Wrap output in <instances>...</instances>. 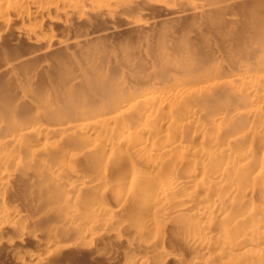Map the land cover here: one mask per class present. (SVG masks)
Returning a JSON list of instances; mask_svg holds the SVG:
<instances>
[{
  "label": "bare ground",
  "instance_id": "obj_1",
  "mask_svg": "<svg viewBox=\"0 0 264 264\" xmlns=\"http://www.w3.org/2000/svg\"><path fill=\"white\" fill-rule=\"evenodd\" d=\"M0 87L3 247L50 251L25 264L132 231L121 264H264V0H0Z\"/></svg>",
  "mask_w": 264,
  "mask_h": 264
},
{
  "label": "rangeland",
  "instance_id": "obj_2",
  "mask_svg": "<svg viewBox=\"0 0 264 264\" xmlns=\"http://www.w3.org/2000/svg\"><path fill=\"white\" fill-rule=\"evenodd\" d=\"M155 9H156V7L153 8V9L151 8V11H152V12L149 11L150 9H148L147 11H149V12H148L149 14H148L146 11H145V12L143 11V12L146 14L147 19H150V17H151V18H154L155 16L157 17V16L162 15V14H160V13H162V12H160V13L158 12V9H159V8H157V11H156V12H153ZM159 11H161V10H159ZM150 12H151V14L153 13V14H155V15H151ZM129 13H130L131 15H133V16L136 17V16H137L136 13H138V12L136 11V12H129ZM130 14H128V13L125 14V15H124V17L126 16L125 19L128 18V17L130 18ZM159 14H160V15H159ZM127 15H129V16H127ZM148 16H149V17H148ZM152 16H153V17H152ZM124 17H123V18H124ZM131 17H132V16H131ZM137 17H138V16H137ZM129 18H128V19H129ZM119 21H120V20H119ZM186 21H188V20H186ZM117 22H118V20H116V23H115L116 25L119 24V23H117ZM86 23H87V24H86ZM74 24H75V25H74ZM115 24H114V23H111V24L109 23L110 26H111V25L113 26V25H115ZM88 25L90 26V22L88 23V20H85V21H84V20H81V21H79V22H74V23L72 24V26H73V28H72V32H71V34L73 33L72 36H73V35H74V36L76 35L75 37H79V38H80L81 36H83V34H85V31L88 30L87 28H89ZM107 25H108V22H107ZM52 28H53V27H52ZM55 28H56V29H55ZM85 28H86V29H85ZM59 29H60V30H59ZM84 29H85V30H84ZM52 30H55V32L57 33V35H56V33H55L54 31H53V34H55V36H57V37H59L60 34H61V35H64V31H61V28H60V27L58 28L57 26H54V28H53ZM60 31H61V32H60ZM183 34H184V33H183ZM183 34H181V33L179 34V33H178L179 36L177 35V37H183V36H184ZM130 35H131V34L126 35V36H127L126 39H128V36H129V38L132 36L131 39L134 40L135 37H134L133 35H131V36H130ZM180 35H181V36H180ZM74 36H73V37H74ZM185 36H186V35H185ZM9 38H10L11 43H10L9 39H7L8 42H9L11 45H13V46L15 45L14 48H15V47H19V51H18V48H17V51L20 52V53H25L26 51H27L26 53H28V52L31 53V52H33L34 50H35V51L37 50V47L34 48V46H32V45L30 46V44H26L25 41H20V40L18 39V42H17V39H15V37H14V38H13V37H9ZM11 39H14V40H11ZM5 40H6V39H5ZM15 40H16V41H15ZM13 41H14V42H13ZM19 41H20V42H19ZM6 42H7V41H6ZM8 42H7V43H8ZM12 42H13V44H12ZM14 43H16V44H14ZM18 45H19V46H18ZM28 45H29V46H28ZM23 47H24V48H23ZM26 47H27V48H26ZM25 48H26V49H25ZM15 49H16V48H15ZM20 49H22V50L25 49L26 51L23 50V52H22V50H20ZM29 50H30V51H29ZM49 60H52V58H51V59L44 60V61H42V62L40 61V62L42 63L41 65L43 66V64H44L43 62H45V61L47 62V61H49ZM55 61H56V59L51 61V63H54V65H55V66H54V65L51 66L52 68H53V67H56V65H57V64H55ZM40 62H39V63H40ZM48 63H50V62H47L46 64H48ZM51 63H50V65H52ZM44 66H45V65H44ZM48 66H49V64H48ZM0 88H1V87H0ZM15 98H16V97H15ZM17 98H18V97H17ZM22 111H23V110H21L20 112H21V113H24V112H22ZM52 225H53L54 227L57 226V225H55V223H52L50 226H52ZM53 226H52V227H53ZM37 231H39L40 233H39V232L37 233V232L35 231L36 233H34V234H39L40 237H41V239L44 240V239L46 238L45 240L48 239V241H53V240H54V237L52 238V236H53L52 234H51V237L49 236V235H50V232H49V235H48V229L45 228V229L43 230V228H42L41 230L38 229ZM43 233L46 234V235H44ZM132 233H133V234H132ZM42 234H43V235H42ZM135 234H136V235L133 237V235H134V231H132V232H130V234L128 233V234L124 235V236L122 237V240H121L120 243L124 242L123 244H125V241L128 242L129 239H131V238H135V237H137V239H138V236H137L136 231H135ZM2 235H3V234H2ZM2 235H0V239L2 240V241L0 240V241H1V242H0V264H25V263H24V261L26 260V259H24L25 257H27V258L30 257V256H32V257H36V256H38V255L44 254L45 252H48L47 250H45V252H43L44 250H43L42 245H41L40 243H37V244H36V243H34V242H32V241L29 242V239H27V238H23V239H20V242H23V244H21V245L19 244V245H20V247L23 246V247H21V248H22L23 250H25L26 252H24V251L20 248V251H22L23 253L20 252V253H18L19 255H16L17 253L12 252V251L9 252V250L7 251V250L4 248L5 246L3 247V244H4V245L7 244L5 241H8V240H10V239H9L8 235H3L4 238H1ZM55 235H56L57 238H58V236H59V238H60V236H61L62 234L60 235V234H57V233H56ZM128 235H129L131 238H130ZM5 236H7L8 239H7V237H5ZM48 236H49V238H52L53 240H52V239L49 240ZM64 236H65V234H64ZM127 236L129 237V239H128V240H125V239L128 238ZM61 237L63 238V236H61ZM66 237H67V236H66ZM126 237H127V238H126ZM59 238H58V239H59ZM62 238H61V239H62ZM64 238H65V237H64ZM64 238L62 239V241L64 240ZM123 238H124V240H123ZM26 239H27L28 241H27ZM65 239H66V238H65ZM70 239H71V238L67 237V239H66L67 242H66V240H64L63 243H62V245L64 244L63 247H67V246H68V247H69V246H70V247H73V248H71V251H72V252H71V253H69L70 251L68 252V250H70V249H69L70 247H69L67 250H66V248H65V250L62 251V252L59 251L57 255H54V252H55V251H54V252H53V256H52V254H51V256H52V259H51V260H53V258L55 257L54 260L56 259V262H53V261H54V260H53L52 262H48L47 264H55V263H56V264H57V263H58V264H121V262H123V261H122V260H123L122 258L125 257V255H126V256H131V255L133 254L132 256H136V255L139 256V254L137 253L138 251H136L135 249H134L135 251H132L133 248H134V247H133V246H134V245H133V243H134V239H132L133 241L130 240V243H131V241H132V243L129 244V247H127V248H126V246H128V243H127L126 245H124L125 247H123V244L121 245V244H119V243H118L119 245L117 244V247H116V246L114 247V250H115V253H116V257H115L113 260H111L112 263H111L110 261H109V262H106V259L104 260V257H103L104 250H102V253H103V254H102L100 250L103 249V248H102L101 246H100L99 248L96 246L97 249H96L95 251L93 250L94 252H93L92 250H91V251H88L87 249H84V248H83V249H84V250H83V249H80L81 244L79 243V241H78L77 239H75V238H72V239H71V241H72V242H75L76 244H77V242H78L77 246L75 245V243L70 244ZM135 239H136V238H135ZM11 240H13V239H11ZM22 240H23V241H22ZM56 240H57V239L55 238V240H54L52 243H55ZM59 241H60V242L57 241L58 244L60 243L58 247H60V245H61V240H59ZM4 242H5L6 244H5ZM12 242H14V241H12ZM28 242H29V243H28ZM136 242H137V241H136ZM136 242H135V243H136ZM18 243H19V242H18ZM68 243H69L70 245H69ZM73 244H74L75 246H73ZM79 244H80V245H79ZM168 244H170V241L168 242ZM168 244H167V245H168ZM39 245H41V246H39ZM62 245H61V246H62ZM71 245H72V246H71ZM78 245H79V247H78ZM130 245H133V246H130ZM55 246H56V244H55ZM120 246H121V247H120ZM75 247L77 248V251H76V249H74ZM130 247H131V249H132L131 251H132L133 253H130V252H131L130 249L128 250V248H130ZM132 247H133V248H132ZM81 248H82V247H81ZM100 248H101V249H100ZM115 248H116V249H115ZM118 248H121V250L118 251V250H117ZM122 248H123V249H122ZM124 248H126V250H125ZM2 249H3V250H2ZM73 249H74V250H73ZM78 249H79V250H78ZM94 249H95V248H94ZM4 250H5V251H4ZM34 250H35V251H34ZM97 250H98V251H97ZM6 251H7L8 253H6ZM51 251H52V250H51ZM96 251H97L98 253H97ZM125 251H126V252H125ZM129 251H130V252H129ZM91 252H92V253H91ZM95 252H96V253H95ZM48 253L50 254V251H49ZM48 253H45V254H48ZM60 253H61V254H60ZM62 253H63V255H64V253H65L64 256H65L66 258L62 256ZM67 253H68V256H67ZM94 253H95V254H94ZM128 253H129V255H127ZM134 253H137V254H134ZM130 254H131V255H130ZM6 255H7V256H6ZM26 255H27V256H26ZM101 255H102L103 258L101 257ZM118 255H119L121 258H120V257L118 258ZM121 255H123V256H121ZM12 256H13L14 258H13ZM138 256H137V257H138ZM152 256H153V257H151V256H150V257H151L152 259L155 257L154 259L156 260L157 256H155V255H152ZM59 257H61L62 259H58ZM67 257H68V258H67ZM3 258H4V259H3ZM101 258H102V259H101ZM65 259H66V260H65ZM116 259H117V260H116ZM57 261H58V262H57ZM66 261H67V262H66ZM113 261H115V262H113ZM116 261H117V262H116Z\"/></svg>",
  "mask_w": 264,
  "mask_h": 264
}]
</instances>
